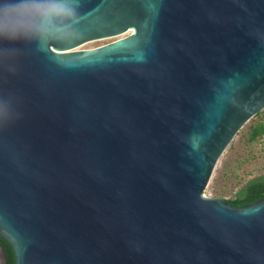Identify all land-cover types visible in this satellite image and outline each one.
<instances>
[{"label": "water", "instance_id": "obj_1", "mask_svg": "<svg viewBox=\"0 0 264 264\" xmlns=\"http://www.w3.org/2000/svg\"><path fill=\"white\" fill-rule=\"evenodd\" d=\"M262 110L264 0H0L15 264H264V198L205 194Z\"/></svg>", "mask_w": 264, "mask_h": 264}, {"label": "trees", "instance_id": "obj_2", "mask_svg": "<svg viewBox=\"0 0 264 264\" xmlns=\"http://www.w3.org/2000/svg\"><path fill=\"white\" fill-rule=\"evenodd\" d=\"M238 134L239 137L232 145V150L238 144H244L249 155L258 156L264 160V110L254 116ZM233 174L236 176L237 172L233 171ZM217 182L216 180L215 184ZM215 192L217 196L222 195L218 191ZM261 198H264V161L248 172L245 181L239 185L237 190H233L226 200L232 205L243 206ZM0 246L6 257L5 264H15L12 246L1 236Z\"/></svg>", "mask_w": 264, "mask_h": 264}, {"label": "rangeland", "instance_id": "obj_3", "mask_svg": "<svg viewBox=\"0 0 264 264\" xmlns=\"http://www.w3.org/2000/svg\"><path fill=\"white\" fill-rule=\"evenodd\" d=\"M115 39L116 38L94 40L82 45L80 48H93L111 42ZM238 137L239 134H237L218 162L205 192L207 196H222L226 199V197H228L233 190H237L239 185L245 181L248 172L264 161L261 157H252L249 155L246 148L244 147V144H238L236 148L232 150V145L237 142ZM233 171L237 172L236 176L233 174ZM222 173L225 174L222 175ZM216 180L218 181L217 184H215ZM215 191H218L219 194L222 195L217 196ZM0 264H3L1 252Z\"/></svg>", "mask_w": 264, "mask_h": 264}, {"label": "clouds", "instance_id": "obj_4", "mask_svg": "<svg viewBox=\"0 0 264 264\" xmlns=\"http://www.w3.org/2000/svg\"><path fill=\"white\" fill-rule=\"evenodd\" d=\"M71 2L77 5V0H71ZM65 11H67L69 14H71L73 12V9L69 8V9H66ZM6 12H7V10H6Z\"/></svg>", "mask_w": 264, "mask_h": 264}, {"label": "flooded vegetation", "instance_id": "obj_5", "mask_svg": "<svg viewBox=\"0 0 264 264\" xmlns=\"http://www.w3.org/2000/svg\"><path fill=\"white\" fill-rule=\"evenodd\" d=\"M3 251V250H2ZM3 264H5V262L3 261Z\"/></svg>", "mask_w": 264, "mask_h": 264}]
</instances>
